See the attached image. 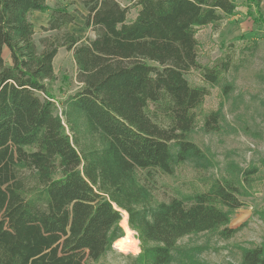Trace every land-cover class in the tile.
Wrapping results in <instances>:
<instances>
[{
	"label": "trees",
	"instance_id": "trees-1",
	"mask_svg": "<svg viewBox=\"0 0 264 264\" xmlns=\"http://www.w3.org/2000/svg\"><path fill=\"white\" fill-rule=\"evenodd\" d=\"M47 1L0 0V264H102L123 239L119 210L138 233L143 264H172L186 236L233 237L231 218L245 205L235 179L156 204L150 179L206 160L190 135L209 90L186 75L219 85L230 63H199L198 30L262 0H137L133 20L118 0H74L94 37L71 33L75 17L57 8L46 30L60 38L39 52L29 15L47 12ZM61 47L73 52L80 89L60 114L52 86ZM222 122L221 111L202 117L207 132ZM258 171L244 170L243 181ZM239 264H264V237Z\"/></svg>",
	"mask_w": 264,
	"mask_h": 264
},
{
	"label": "rangeland",
	"instance_id": "rangeland-1",
	"mask_svg": "<svg viewBox=\"0 0 264 264\" xmlns=\"http://www.w3.org/2000/svg\"><path fill=\"white\" fill-rule=\"evenodd\" d=\"M118 1L130 8L129 20H133L137 15V9L133 7L137 0ZM47 6L49 10L45 13L29 15L35 26L34 40L39 52L45 49L48 41L60 38L59 32L46 30L50 14L57 8H66L75 17L69 26L71 33L81 39L94 37L85 27L87 12L79 2L48 0ZM196 38L201 65L213 67L223 61L230 63L229 71L219 85L203 81L198 71L186 75L193 85L209 90L200 111L199 124L190 135L203 150L206 160L203 163L188 161L179 165L172 175L153 173L150 187L156 204L173 198L193 197L219 180L235 179L245 205L233 214L229 227L239 231L229 239L221 238L217 233L186 236L179 240L177 257L172 264H190L186 255H191L198 264H239L243 252L261 244L264 237V166L259 162L264 158V0L259 10L242 2L234 16L215 26L199 29ZM4 59L6 64H11L9 52L4 53ZM54 71L57 81L52 89L61 114L62 102L80 89L73 52L61 47L54 59ZM226 85L231 86L227 96L224 94ZM213 111L223 113L222 128L207 132L202 117ZM254 165L259 168L258 173L244 182V170ZM121 223L124 238L126 230ZM130 229L138 241V251L118 248L116 241L114 252L103 258L102 264H143L136 262L143 256L142 242L138 233Z\"/></svg>",
	"mask_w": 264,
	"mask_h": 264
},
{
	"label": "bare ground",
	"instance_id": "bare-ground-1",
	"mask_svg": "<svg viewBox=\"0 0 264 264\" xmlns=\"http://www.w3.org/2000/svg\"><path fill=\"white\" fill-rule=\"evenodd\" d=\"M123 220L121 225L126 230V237L116 242V246L122 249H134L138 251V241L134 238V232L129 227V215L126 211H122Z\"/></svg>",
	"mask_w": 264,
	"mask_h": 264
},
{
	"label": "crops",
	"instance_id": "crops-1",
	"mask_svg": "<svg viewBox=\"0 0 264 264\" xmlns=\"http://www.w3.org/2000/svg\"><path fill=\"white\" fill-rule=\"evenodd\" d=\"M6 52H9V50L7 48L4 50V53H6ZM9 55H10V52H9Z\"/></svg>",
	"mask_w": 264,
	"mask_h": 264
},
{
	"label": "water",
	"instance_id": "water-1",
	"mask_svg": "<svg viewBox=\"0 0 264 264\" xmlns=\"http://www.w3.org/2000/svg\"><path fill=\"white\" fill-rule=\"evenodd\" d=\"M120 211V210H119Z\"/></svg>",
	"mask_w": 264,
	"mask_h": 264
}]
</instances>
